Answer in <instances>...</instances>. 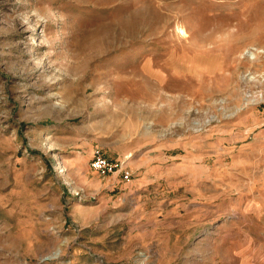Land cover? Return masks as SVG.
I'll return each mask as SVG.
<instances>
[{"label": "rangeland", "instance_id": "rangeland-1", "mask_svg": "<svg viewBox=\"0 0 264 264\" xmlns=\"http://www.w3.org/2000/svg\"><path fill=\"white\" fill-rule=\"evenodd\" d=\"M0 264H264V0H0Z\"/></svg>", "mask_w": 264, "mask_h": 264}, {"label": "built area", "instance_id": "built-area-1", "mask_svg": "<svg viewBox=\"0 0 264 264\" xmlns=\"http://www.w3.org/2000/svg\"><path fill=\"white\" fill-rule=\"evenodd\" d=\"M90 166L103 175L118 173L123 180H129L131 177V173L128 169L122 165L118 166L112 163L99 148L92 150Z\"/></svg>", "mask_w": 264, "mask_h": 264}, {"label": "bare ground", "instance_id": "bare-ground-1", "mask_svg": "<svg viewBox=\"0 0 264 264\" xmlns=\"http://www.w3.org/2000/svg\"><path fill=\"white\" fill-rule=\"evenodd\" d=\"M181 29V28H180ZM182 32H184V31H182Z\"/></svg>", "mask_w": 264, "mask_h": 264}]
</instances>
